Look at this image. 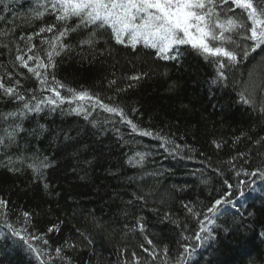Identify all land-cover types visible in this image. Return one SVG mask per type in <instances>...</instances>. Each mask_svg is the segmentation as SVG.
Masks as SVG:
<instances>
[{
  "label": "trees",
  "instance_id": "16d2710c",
  "mask_svg": "<svg viewBox=\"0 0 264 264\" xmlns=\"http://www.w3.org/2000/svg\"><path fill=\"white\" fill-rule=\"evenodd\" d=\"M34 8L38 0L0 2V44L8 45L0 47V76L7 82L6 73H13V80L21 81V91L34 89L37 83L26 69L14 66L16 49L27 51L26 37L53 22L47 15L34 19ZM51 36H34L32 43L39 46L42 38ZM87 37V30L70 35L66 42L71 50L56 58L50 72L71 88L86 89L104 103L123 108L128 119L154 135L132 133L118 116L99 107L85 120L70 113L75 105L67 103L54 112L45 109L17 121L23 131L16 144L6 153L0 151V198L8 202L9 221L16 223L19 218L16 226L27 229L26 237L32 233L47 239L48 245L39 240L32 243L45 255L52 254L57 264H69V258L71 264H134L133 252L141 258L140 264H148L151 257L140 248L141 244L151 247L145 235L157 251L167 246L169 264H174L182 244L198 245L194 239H181L182 234L191 237L198 230L197 220L183 205L203 213L211 202L231 192L232 208L225 207L216 218L215 238L197 246L188 264H264V236L260 235L264 179L242 172L264 168V141L256 143L264 137V114L239 102L238 96L253 91L255 85L259 99L264 51L258 49L236 67L225 69L228 80L220 83L214 82L215 65L189 46L172 53L177 59L163 60L155 49L120 45L107 33L94 37V47H81L79 41ZM137 75L139 80L129 79ZM17 107L0 93V113ZM8 123L12 121L0 123V130ZM157 133L174 143L161 146ZM175 145L181 148L173 152ZM137 152L147 154L142 165L129 163L130 158L139 159ZM6 155H23L25 162L15 164L18 171H9L2 166ZM30 157H47L51 162L42 179H34L27 167ZM224 180L233 187L228 188ZM133 193L144 200L134 199ZM23 212L31 214L29 224L23 223ZM166 212L170 219H165ZM138 219L145 224L143 234L135 227ZM53 226L59 230L49 232ZM60 246H64L62 260L55 259L54 252ZM31 256L0 242V264H35ZM152 264H162V258Z\"/></svg>",
  "mask_w": 264,
  "mask_h": 264
},
{
  "label": "snow or ice",
  "instance_id": "6c2138e0",
  "mask_svg": "<svg viewBox=\"0 0 264 264\" xmlns=\"http://www.w3.org/2000/svg\"><path fill=\"white\" fill-rule=\"evenodd\" d=\"M46 15L51 16L53 22L40 27L38 32L28 35L26 37L27 51L17 47L13 62L14 66L27 70L30 77L35 79L37 87L21 91V81L20 79L13 80V73H6L7 82L4 76H0V93L13 99L18 105L15 111L0 113V123L12 121L0 130V151L5 153L7 149L16 144L17 136L23 131L22 124L17 121H22L31 113L39 114L45 109L54 112L65 103L74 104L75 107L69 109L70 113L82 115L85 120L92 111L99 107L104 112L118 116L119 122L127 124L132 133L141 136L154 135L152 131L142 129L128 119L123 108L104 103L98 94H93L86 89L71 88L50 72L56 67V58L71 50L72 46L66 41L73 33L88 31V37L79 41L81 47L85 45L94 47V37L107 33L110 39L117 44L129 45L133 48L142 44L146 48L155 49L157 57L163 60L177 59V55H172V53L175 51L179 54L180 46H189L197 55L215 65L217 75L214 82L220 83L228 80L225 69L236 67L258 49L264 51V0H38V8L33 9V18L43 19ZM43 33H52V36L42 38L39 46L32 43L34 36H40ZM20 39L24 40L25 37L21 36ZM0 47L8 48V45L0 44ZM16 75L24 76L25 74L17 72ZM140 78L137 75L129 79L139 80ZM255 88L254 85L251 92L247 90L239 92V102L264 114V86L259 88V99L256 97ZM61 90H65L68 95H62ZM44 93H50V95H44ZM92 123L95 126V122L92 121ZM155 138L163 142L161 146L174 143L158 133L155 134ZM262 141L264 137L256 143L260 144ZM213 143L217 148L221 147L216 141ZM180 148V145H175L172 151L175 152ZM146 155V153L137 152L136 156L139 159L130 158L129 163L142 165ZM29 159L31 162L27 163V167L33 171L34 179H42L45 175L44 170L51 167V162L47 157L43 159L30 157ZM24 162L23 155L15 158L6 155L2 166L8 168L9 171H18L15 164ZM228 163L231 164L232 161ZM215 171L219 172V169ZM242 172L245 176L253 178L258 176L264 179V168L258 167L250 172L242 169ZM235 175L240 176L241 171H237ZM203 182L207 183V181ZM240 183L248 184L246 181H240ZM224 184L228 188L233 187L227 180H224ZM237 191L241 196L244 195L239 188ZM232 195L233 193L229 192L215 199L203 213L196 211L192 206L183 205L187 212L197 220L198 230L191 237L182 234L181 239L184 241L194 239L198 245L182 244L183 251L175 257L174 264H188L197 246L215 238L214 218L222 214V205L233 203L228 198ZM133 197L136 200H144L143 196L135 193ZM22 216L23 223L29 224L31 214L23 212ZM201 216L202 219H200ZM165 219H170V214L167 212ZM172 222L176 224V227H181L179 222ZM0 223L12 236L27 245L28 249L40 260V264H46L42 258L45 255L44 250L34 246L32 241L39 240L44 245H48V240L32 233H28L26 237L23 233H26L27 229L16 226L21 223L19 218L16 223L9 221L8 202L3 198H0ZM135 227L140 233H145V224L141 219L137 220ZM184 227L186 229L187 226ZM54 228L56 231L59 230L58 226H53L48 231L52 232ZM260 235L264 236V232ZM144 239L146 244L151 246L140 245V248L151 257L148 264H152L158 256L162 258V264H169L172 258L169 256L167 246L157 251L151 238L145 235ZM65 245L75 247L67 241ZM63 251L64 246L56 247L54 249L55 259H65L62 255ZM132 257L134 264H140L141 258L137 257L135 252L132 253ZM52 259L50 256L49 262ZM69 264H71L70 258ZM124 264L128 262L125 261Z\"/></svg>",
  "mask_w": 264,
  "mask_h": 264
},
{
  "label": "bare ground",
  "instance_id": "6f19581e",
  "mask_svg": "<svg viewBox=\"0 0 264 264\" xmlns=\"http://www.w3.org/2000/svg\"><path fill=\"white\" fill-rule=\"evenodd\" d=\"M263 182V181H262ZM229 208V209H231L232 207L230 206V204H224V205H222L221 206V212H222V210H224V208ZM223 218H225V216L223 215ZM215 219V221H216V218H214ZM211 226V225H210ZM209 226V227H210ZM18 241V242H17ZM0 242L1 243H10L11 245H14V246H16L17 248H19L20 250H21V252L22 253H24L27 257H30L31 256V251L28 249V247H27V245H21V244H19V242L20 243H23L22 241H20L17 237H14V236H12L11 235V233L10 232H8V230L7 229H5L3 226H2V223H0ZM34 254V253H33ZM32 254V255H33ZM34 256V255H33ZM33 256H31V260H30V262H32V261H34L35 262V264H40V260L39 259H37L36 258V256L35 257H33ZM54 257V256H52V254H47L46 253V255H44V257L45 258H43L44 260H45V262H46V264H57L56 262H54L53 260H51L50 262H49V257Z\"/></svg>",
  "mask_w": 264,
  "mask_h": 264
}]
</instances>
